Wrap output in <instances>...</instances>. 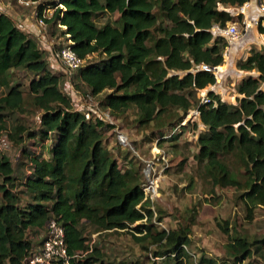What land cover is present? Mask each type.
Here are the masks:
<instances>
[{
  "label": "trees",
  "instance_id": "1",
  "mask_svg": "<svg viewBox=\"0 0 264 264\" xmlns=\"http://www.w3.org/2000/svg\"><path fill=\"white\" fill-rule=\"evenodd\" d=\"M246 1L46 0L35 7L38 16L46 7L54 8L45 22L57 25L76 54L86 59L75 69V77L90 96L103 94L111 113L133 106L140 126L152 122L158 126L170 107L182 111V120L195 104L204 130L197 134L193 158L213 187L240 191L251 218L253 208L264 205V42L237 62L239 69L255 74L237 83L236 104L213 90L208 91V102L192 100L193 92L216 80L214 71L202 65L223 63L227 43L212 26L233 21L234 12L227 6ZM102 13H118L115 24L98 25L95 17ZM258 30L264 33V26ZM51 67L39 42L0 10V87H7L0 95V129L5 113L22 110L24 103V90L12 83L15 70L29 75L27 93L39 121L36 129L16 125L10 133L27 158L24 177L17 179L11 159L0 154V264H25L33 249L28 230L45 229L50 218L64 226L70 264H108L101 250L88 243L83 222L97 231L129 229L137 242L154 244V257L165 253L172 261L167 264H185L189 227L156 228L155 212L143 201L139 171L133 166L121 169L104 146V132L113 125L93 109L86 117L75 108L72 97L60 87V73ZM4 135L8 139L6 131ZM25 138L38 139L40 150L28 152ZM228 156L236 157V168L229 165ZM18 185L31 201L21 203ZM257 243L264 245V235L250 241L228 234L230 261L201 256L199 264H258L251 259Z\"/></svg>",
  "mask_w": 264,
  "mask_h": 264
},
{
  "label": "rangeland",
  "instance_id": "2",
  "mask_svg": "<svg viewBox=\"0 0 264 264\" xmlns=\"http://www.w3.org/2000/svg\"><path fill=\"white\" fill-rule=\"evenodd\" d=\"M42 1L46 0H37L35 4L25 5L17 0H0V9L11 13L10 9L13 14L32 15L31 19L37 23L35 13L37 8L35 6ZM252 1L248 6L249 12L256 10L257 0ZM52 10V7L46 9L45 15L49 17ZM117 17L118 13H102L96 16L95 20L98 25L107 22L115 24ZM233 21L240 23V17L234 14ZM58 28L57 25L46 23V27L41 31L46 34V40L52 38L49 51L46 50L45 53L52 66L51 69L55 72L60 70L63 72L60 73L62 79L60 87L64 92L70 94L75 108L78 110L91 108L94 112L103 115L105 122L113 125L104 132V146L117 159L121 169L133 166L139 171L142 183L148 178L156 179V192L152 196V201H147L155 212L152 220L158 229L173 228L179 225L189 227L190 243L185 246L189 260L185 264H199L201 256L213 258L217 262H229L228 234L241 235L250 241L260 239L264 235V205L254 207L252 217L248 218L246 206L239 197L240 191L232 186L213 187L201 164L193 158L197 152V134L204 130L198 119V113L195 111V104L182 120H180L182 111L176 107H170L161 116L158 126L154 122L145 127L140 126L136 118L137 109L133 106L118 113H111L104 106L103 94L87 98L85 93L88 90L75 77L76 70L66 69L56 61L54 51L66 43V37L59 33ZM245 37L244 39H247L248 36ZM219 38L220 41H225L224 38ZM249 38L251 37L249 36ZM252 46L257 45L253 44ZM245 51L246 49L238 50L239 59L244 56ZM222 56L224 62L228 56L226 57L224 54ZM95 57L97 56H92L91 59ZM238 61L237 59L236 69L231 68L230 72H225L226 70L222 68L223 63L220 64L218 69L221 71H214L216 77L214 87L209 85L203 90L193 92V103L199 101L203 94H208L212 87V90L222 100L229 104H236V85L242 77L249 73V71L238 68ZM251 73L255 74L254 71ZM14 78L12 83L18 82L24 90V103L22 110L16 113H5L0 137L6 131L9 143L0 154L11 159L14 175L17 179H21L28 170L27 158L22 153L23 146L16 143L10 135L14 132L16 125L24 126L26 129H36L39 121L38 110L31 104V97L27 93L28 73L23 70H15ZM6 91L7 87H0V95ZM104 113H107L108 116ZM160 135L164 138H160ZM157 142L160 144L157 145ZM23 144L28 152L40 150L41 144L36 138H25ZM227 162L234 168L239 164L235 156H228ZM17 189L21 192V203L31 201V196L23 190L22 186L18 185ZM158 216L161 217L160 221L156 220ZM81 226L88 243L92 246L96 245L101 250L103 259L108 264L172 263L165 253L162 257H154L152 254L155 250L154 244L137 242L131 236L129 229L97 231L87 222H83ZM222 226L228 228V234L223 231ZM44 232L45 229L38 228L28 230L27 236L34 247L40 245ZM259 244L257 243V245ZM143 245H147L148 248ZM251 259H255L258 264H264L263 244H260L258 250H255Z\"/></svg>",
  "mask_w": 264,
  "mask_h": 264
},
{
  "label": "built area",
  "instance_id": "3",
  "mask_svg": "<svg viewBox=\"0 0 264 264\" xmlns=\"http://www.w3.org/2000/svg\"><path fill=\"white\" fill-rule=\"evenodd\" d=\"M25 5L35 4L37 0H17ZM249 4V0L244 2L241 5H238L236 8L237 15H241L240 23L237 21H228L225 25L221 26L219 24H214L212 26V30L218 37H223L227 43L226 47L238 39L242 33H244L250 26L252 25H262L264 26V0H257V8L260 12H262V17L248 19L246 17V9ZM57 6H62V4L58 1ZM48 10L49 7H46L44 12H42L41 16H38L36 13V21L37 25L44 29L46 27L45 18V10ZM52 9H54L52 7ZM3 10V9H0ZM5 11V10H4ZM7 12V11H6ZM18 26L19 24L16 23ZM20 27V26H19ZM25 30L24 27H20ZM28 32V31H26ZM226 54H224L225 56ZM54 57L56 61H58L61 65H63L66 69L73 70L78 67L84 65L86 59L81 58L76 54V52L71 48L70 40L68 39L66 43H64L59 49L54 51ZM53 64V63H52ZM203 68L213 71L219 72L218 65L213 67H208L206 65H202ZM68 71V70H67ZM87 98H91L89 93H85ZM200 102H208L209 96L208 94H203L200 99ZM73 102V100H72ZM74 104V103H73ZM82 110V109H81ZM91 108L83 109L85 116H89V111ZM197 111V109H195ZM198 113V111H197ZM104 115L108 116V114L104 113ZM8 139L5 135L0 137V152L7 148ZM156 179L153 177L151 179H146L144 183L141 184L142 190L144 192L143 201H152V196L156 192ZM78 255V254H76ZM70 256L67 254L66 250V242H65V232L64 226L61 222H59L55 218H50L45 227V232L43 235L42 242L40 245L34 247L31 250L30 254L25 259V264H70Z\"/></svg>",
  "mask_w": 264,
  "mask_h": 264
},
{
  "label": "crops",
  "instance_id": "4",
  "mask_svg": "<svg viewBox=\"0 0 264 264\" xmlns=\"http://www.w3.org/2000/svg\"><path fill=\"white\" fill-rule=\"evenodd\" d=\"M255 1L256 0H254V2ZM251 2H253V1L249 0V4ZM249 4H248V6H249ZM7 6H9V5L7 4ZM248 6L246 9V17L248 19L263 16L262 12H260L259 9L257 8L256 3H255L256 10H252V11L250 10V12H249ZM229 9L233 10L234 14L237 15V13H236L237 8L235 6L234 7L231 6V7H229ZM9 11L11 13H8V12L7 13L15 20V22L18 23L20 27H24V29H26V31H28V34L31 37L35 38L39 43L43 44L42 46L41 45L40 46L45 50V52H46V50L49 51L50 42L52 41V38H49V40H46V37H47L46 34L44 32H42L41 31L42 29L37 25V23L31 19L32 15H28V14L23 15V14H16V13L13 14L10 9H9ZM245 36H248L247 39H244V38H246ZM249 36L251 38H249ZM255 40H257V41H255ZM263 42H264V33L259 32L258 26H256V25L250 26L244 33H242V35L238 39L234 40L227 47L225 46L222 49V54L227 53L226 57L228 56L227 59L224 60L222 68L224 70H226L225 72H230L231 68L236 69L235 68L236 60L237 59L238 60L244 59L249 54L251 49H259ZM253 44H256L257 46H252ZM244 49H246L244 56L240 57V59H239L240 55H239L238 50L243 51ZM219 66H221V65H219ZM54 69H55V67H54ZM244 71H247V70H244ZM251 72L252 71H249L248 74H253ZM58 73H63V72L60 70V71H58ZM242 78H244V77H242ZM61 80H60V83H61ZM215 84H213L212 87H214ZM212 87H211V90H212Z\"/></svg>",
  "mask_w": 264,
  "mask_h": 264
},
{
  "label": "bare ground",
  "instance_id": "5",
  "mask_svg": "<svg viewBox=\"0 0 264 264\" xmlns=\"http://www.w3.org/2000/svg\"><path fill=\"white\" fill-rule=\"evenodd\" d=\"M219 70V69H218Z\"/></svg>",
  "mask_w": 264,
  "mask_h": 264
}]
</instances>
